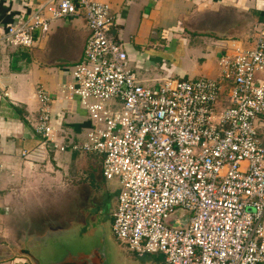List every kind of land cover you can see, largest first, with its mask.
Wrapping results in <instances>:
<instances>
[{
    "label": "built area",
    "instance_id": "obj_1",
    "mask_svg": "<svg viewBox=\"0 0 264 264\" xmlns=\"http://www.w3.org/2000/svg\"><path fill=\"white\" fill-rule=\"evenodd\" d=\"M76 16L89 36L61 98L75 101L90 125L83 142H60L52 95L37 88V154L100 155L103 177L119 187L113 234L141 257L264 264V148L256 129L264 116V25L251 48L226 41L219 78H168L156 89L141 83L123 45L109 37L114 17L97 0L42 3L3 41L31 48L55 21ZM171 216L185 223L171 227Z\"/></svg>",
    "mask_w": 264,
    "mask_h": 264
},
{
    "label": "crops",
    "instance_id": "obj_2",
    "mask_svg": "<svg viewBox=\"0 0 264 264\" xmlns=\"http://www.w3.org/2000/svg\"><path fill=\"white\" fill-rule=\"evenodd\" d=\"M48 1L0 0V264H103L92 250L78 251L68 243L86 235L83 230L93 214L83 211L79 219L72 211L64 219L45 218L44 208L53 210L55 190L66 181L64 176V182L54 181L53 175L45 173L46 167L69 166L84 153L38 155L42 141L35 132L39 121L35 92L43 87L53 98L52 121L59 141L85 140L88 116L75 101L62 99L61 90L72 82L74 67L83 60L87 22L80 16L57 20L31 48L3 41L7 28L22 25ZM97 1L111 8L115 23L109 37L123 45L131 70L153 89L165 79L187 77L201 69L196 63L184 69L192 60L189 56L199 50L190 47L188 34L213 36L221 48L230 39L251 48L264 25V0ZM223 98L228 100L227 91ZM256 129L264 148V116ZM27 152L33 153L32 159L25 157ZM46 176L51 178L49 183ZM51 233H64L69 241Z\"/></svg>",
    "mask_w": 264,
    "mask_h": 264
},
{
    "label": "rangeland",
    "instance_id": "obj_3",
    "mask_svg": "<svg viewBox=\"0 0 264 264\" xmlns=\"http://www.w3.org/2000/svg\"><path fill=\"white\" fill-rule=\"evenodd\" d=\"M186 38L190 47H198L199 50L189 56L192 60L185 63L184 69H192L193 63H196L201 69H196L198 72L196 74H187V77L173 79H215L219 76V73H221L219 60L222 55V48L220 43L217 42V38L204 33L188 34ZM80 155L83 158H74V162L68 163L69 166L59 162L61 164L55 166V168L53 166L46 167L45 173L50 177L53 175L55 177L54 181L58 179L61 182H64L65 179L66 181L58 190H55L57 194H55L56 201L53 210L44 208L45 218H49L51 215L55 219H64L72 211L74 215L77 214L79 219L82 217L83 211L91 214V216L93 214L94 218L87 221L83 230L86 235L82 239L75 238L73 242L68 243L73 244V248L78 251L92 250L101 257L103 264H166L162 255L149 254L141 257L116 239L112 230V216L116 209L118 183L116 180L107 181L101 177L102 160L100 155ZM63 176L65 179H62ZM50 177L46 176L47 183L51 181ZM85 182L88 183L85 184ZM91 189L93 193L90 192ZM85 203L88 205L85 206ZM87 207L89 209H86ZM174 217L171 216L167 222L171 227L177 226ZM51 236L56 239L61 238L62 242L69 241L65 239L64 233H51ZM48 244H51V242ZM52 247L55 250V245ZM71 250L73 249L71 248Z\"/></svg>",
    "mask_w": 264,
    "mask_h": 264
},
{
    "label": "water",
    "instance_id": "obj_4",
    "mask_svg": "<svg viewBox=\"0 0 264 264\" xmlns=\"http://www.w3.org/2000/svg\"><path fill=\"white\" fill-rule=\"evenodd\" d=\"M183 223H185V221L181 222V221H178L176 225H182Z\"/></svg>",
    "mask_w": 264,
    "mask_h": 264
},
{
    "label": "trees",
    "instance_id": "obj_5",
    "mask_svg": "<svg viewBox=\"0 0 264 264\" xmlns=\"http://www.w3.org/2000/svg\"><path fill=\"white\" fill-rule=\"evenodd\" d=\"M186 80V79H185ZM102 177H103V175H102ZM104 178V177H103ZM105 179V178H104ZM116 196H117V193H116Z\"/></svg>",
    "mask_w": 264,
    "mask_h": 264
},
{
    "label": "flooded vegetation",
    "instance_id": "obj_6",
    "mask_svg": "<svg viewBox=\"0 0 264 264\" xmlns=\"http://www.w3.org/2000/svg\"><path fill=\"white\" fill-rule=\"evenodd\" d=\"M116 200H117V196H116Z\"/></svg>",
    "mask_w": 264,
    "mask_h": 264
}]
</instances>
